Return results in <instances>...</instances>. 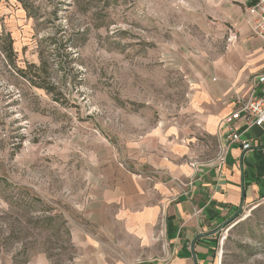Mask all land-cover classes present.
I'll return each mask as SVG.
<instances>
[{"label": "rangeland", "instance_id": "374dc122", "mask_svg": "<svg viewBox=\"0 0 264 264\" xmlns=\"http://www.w3.org/2000/svg\"><path fill=\"white\" fill-rule=\"evenodd\" d=\"M220 1L0 0V264H84L105 163L186 105ZM221 239L219 264H264V204Z\"/></svg>", "mask_w": 264, "mask_h": 264}, {"label": "crops", "instance_id": "0c3cea01", "mask_svg": "<svg viewBox=\"0 0 264 264\" xmlns=\"http://www.w3.org/2000/svg\"><path fill=\"white\" fill-rule=\"evenodd\" d=\"M256 2L220 1L223 43L193 67L186 105L105 163L75 235L84 264H219L223 232L264 197L262 128L238 120L252 148L228 145L223 165L216 159L233 99H246L264 74L263 43L249 26Z\"/></svg>", "mask_w": 264, "mask_h": 264}, {"label": "built area", "instance_id": "2783aa9c", "mask_svg": "<svg viewBox=\"0 0 264 264\" xmlns=\"http://www.w3.org/2000/svg\"><path fill=\"white\" fill-rule=\"evenodd\" d=\"M253 16L249 21L251 33L255 38L263 43L264 52V0H257L252 7ZM230 36L228 41L232 40ZM253 89L246 99H233L235 107L231 111L227 126V132L223 139V144L217 155V163L223 165L227 154L228 145L239 144L242 150L248 151L252 148V143L247 140H241L238 130L234 123L241 120L243 124L250 128L256 126L264 130V74L258 76L252 82ZM258 90L259 94H256ZM264 204V197L259 201Z\"/></svg>", "mask_w": 264, "mask_h": 264}, {"label": "trees", "instance_id": "16d2710c", "mask_svg": "<svg viewBox=\"0 0 264 264\" xmlns=\"http://www.w3.org/2000/svg\"><path fill=\"white\" fill-rule=\"evenodd\" d=\"M20 72V71H19ZM20 74L22 75L23 73L22 72H20Z\"/></svg>", "mask_w": 264, "mask_h": 264}]
</instances>
